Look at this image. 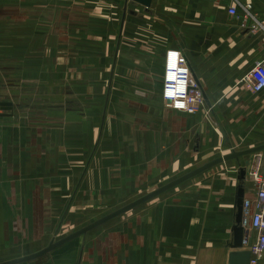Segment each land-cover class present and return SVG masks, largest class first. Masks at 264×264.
Here are the masks:
<instances>
[{
  "label": "crops",
  "instance_id": "0c3cea01",
  "mask_svg": "<svg viewBox=\"0 0 264 264\" xmlns=\"http://www.w3.org/2000/svg\"><path fill=\"white\" fill-rule=\"evenodd\" d=\"M232 6L238 16L228 13ZM34 8L0 13L7 22L18 20L19 38L34 21L32 51L36 57L45 54L42 65L36 58L28 66L27 44L0 43L7 50L0 59V102L14 105L13 116L0 111V263L53 241L43 217L54 199L104 190L100 180H118V195L125 194L119 190L127 184L142 192L233 151L264 145V91L253 93L242 81L264 55V34L251 32L244 18L246 25L251 15L264 18V0H152L149 8L131 0H34ZM150 22L163 27L151 28ZM146 25L149 36L153 31L162 37L153 35L147 49L123 44L126 35L133 38ZM170 48L186 55L203 90L199 112L173 110L162 101L161 73ZM149 53L155 55L154 66ZM42 67L50 75L43 78ZM155 77L158 86L148 90L144 84ZM41 83L56 88L41 96L36 89L38 99L53 101L46 111L27 106L28 85ZM12 84L18 89L14 96ZM72 84L83 88L72 91ZM16 104L24 109L16 110ZM114 139L118 147L110 150ZM259 153L264 150L185 180L217 166L206 173L209 179L190 183L185 202L142 207L118 219V230L92 233L112 218L36 264H57L63 256L65 264H227L236 188L244 184L243 201L255 197L247 172ZM244 232L247 243L256 236L248 226Z\"/></svg>",
  "mask_w": 264,
  "mask_h": 264
},
{
  "label": "rangeland",
  "instance_id": "374dc122",
  "mask_svg": "<svg viewBox=\"0 0 264 264\" xmlns=\"http://www.w3.org/2000/svg\"><path fill=\"white\" fill-rule=\"evenodd\" d=\"M27 1L28 2L32 1V2L31 4L28 3L27 5H25L24 0H0V13L4 12V13L13 15L14 13H18L19 12L18 10L20 8L25 12L34 11L35 10L34 0H27ZM109 8L114 9V5L112 4L110 7H108V9ZM116 8L118 9V5L116 6ZM3 22L5 24H3ZM149 24L151 28H156L159 30H161V28L163 27V24L154 25L151 22ZM150 26L149 25L141 26V30L136 31V34L133 36V38L128 36L129 34L126 35L122 39L123 44H126L128 46L139 45L140 47H142V49H147L146 47L148 44H153L152 42L154 38L153 35L159 34L156 32L154 34L153 31H151L150 36H149L147 27L149 28ZM3 27H5L6 29H9L10 32L4 33L1 30L0 43L3 42L2 44H8L11 42L22 41L23 44L28 45V49H29V51L26 52V54L24 55V56H27L29 60L26 62V64L28 66L33 65L32 63H34V61L37 58L39 60V64L42 65L41 56H44L45 52H43L44 55H42L41 53L40 55L36 57V52L32 51L35 48L34 41L36 39V37L34 36V31H35L34 21L27 22V35L21 38L18 37V29H19L18 20H13L12 18L10 22H7L6 19L2 20V18L0 17V28H3ZM158 36H160V38L162 37L161 35H158ZM168 38L170 39V37ZM6 51H7L6 47L0 46V59H2L5 56V54H7ZM148 56H149L150 64L151 65H153V63L155 64L156 60H155L154 53H149ZM26 71L30 72L31 75L35 74V69H26ZM40 71H41V75H43V78L45 76L50 75V69H45V67H42V69H39V72ZM15 72H18V69L14 70L11 74ZM152 73H153L152 75H155V76L159 75V72L155 70H152ZM17 76L18 75L16 74V78ZM161 76H162V73H161ZM157 80L160 81L158 77H155V79L153 80L149 79V81L145 83L144 86H146L148 90L153 89L156 86H158V83H156ZM34 86L35 85H28L26 89L27 94L31 97V99H28L29 105L27 106H33L37 110L44 108V111L51 109L49 106H52L53 101L51 99H45L41 97L38 99L37 96H35V92L37 89V92L39 93L40 96L41 94H47V93L52 94L53 91L56 92V88H53V89L51 88V86H54V85H50L49 83H44V84L41 83L37 85L36 88H34ZM71 87H72L71 88L72 91H81V89L83 88L82 85H78V84H72ZM91 89L92 91H98L97 86H93L91 87ZM15 90H18L17 85L12 84L11 92L9 93V95L14 96ZM20 91L24 92L23 90H20ZM43 97H47V96L44 95ZM23 106L25 105L23 104ZM23 106L21 105V107H19V105L16 104L15 109L16 110L24 109ZM13 110H14V105H13L12 110H10L11 114L9 116H13ZM4 111H8V110H4ZM114 141L115 142L107 146L108 149L114 150V146L116 142L118 141V139H114ZM116 146L118 147L117 144ZM198 164H195V166L192 165L187 170L196 167V165ZM215 167L204 172L205 174L204 173L200 174L188 181L183 182L182 184H179L159 194L155 198L150 199L142 203L141 205L136 206V208L129 210L125 214L114 217L110 222H107L105 225H102L92 230V233L96 234L98 233L100 229H103V228L106 230H118V228L116 227L117 226L116 222H118V219L130 218L132 213H136V211L142 209V207H154L156 205H161V204L170 205L169 207H171L172 204L185 202V198L188 195L186 194L185 190H187V188L189 187L191 188L190 183L196 180L199 181L202 179L203 181L205 179L206 180L209 179L211 176L210 175L206 176V173L209 174L211 171H213V169H215ZM182 172L183 171H181L180 173L182 174ZM169 181H171V179L163 181L162 183H159L154 186L151 185L150 187H147L142 192H135L133 185L127 184L121 187V189L119 190V191H123L125 194L118 195V180H111V181L100 180L101 185L104 184V187H106L107 189L104 188V190H101V189L90 190L86 194L78 195V197H76L75 195L74 197H72V199L70 196L59 197L58 200L54 199L51 202L50 206L47 207V210L44 213V217H43V220H44L43 224L46 228L47 236L51 240H54V241L59 240L69 235L70 233H73L74 231H77L78 229L104 217L105 215L115 211L116 209L134 201L135 199L149 193L150 191L158 188V186L165 184ZM71 207H74V208H71ZM51 253L52 252H49V253H46L44 256L38 257L30 261L21 262L18 264H36V263L41 262L42 260L49 261L51 260L50 258L52 255ZM62 258L61 260H59V262H62V264H65L66 263L65 256H63Z\"/></svg>",
  "mask_w": 264,
  "mask_h": 264
},
{
  "label": "built area",
  "instance_id": "2783aa9c",
  "mask_svg": "<svg viewBox=\"0 0 264 264\" xmlns=\"http://www.w3.org/2000/svg\"><path fill=\"white\" fill-rule=\"evenodd\" d=\"M238 9L234 6L228 13L238 16ZM244 18L245 26L251 32L264 34V18L251 15ZM242 81L253 92L264 91V55L248 69ZM161 98L165 107L194 114L204 108L205 100L201 86L193 79L191 67L186 55L179 49L170 48L165 51L162 70ZM247 177L255 187V197L243 201V226L250 227L256 232L254 239L245 242L249 249L250 264H264V154L254 156L247 172ZM245 236V235H244Z\"/></svg>",
  "mask_w": 264,
  "mask_h": 264
},
{
  "label": "water",
  "instance_id": "95a60500",
  "mask_svg": "<svg viewBox=\"0 0 264 264\" xmlns=\"http://www.w3.org/2000/svg\"><path fill=\"white\" fill-rule=\"evenodd\" d=\"M133 3L139 4L145 8H149L152 4V0H131ZM13 108V103L11 101H6V102H0V110H12ZM11 113H5V115H10ZM0 115H4L3 113H0ZM260 150H264V145L262 146H258V147H254L251 149H247V150H243V151H233L229 154H226L222 157H218L216 159L211 160L208 163L203 164L202 166L186 173L185 175L174 179L152 191H150L149 193L135 199L134 201L116 209L115 211L105 215L104 217L78 229L77 231H74L73 233H70L69 235L57 240V241H51L46 247H44L43 249L20 257V258H16V259H12L0 264H17V263H21V262H25V261H30L33 259H36L46 253H48L49 251L53 250L54 248L66 243L67 241L82 235L83 233H86L88 230L93 229L99 225H101L102 223L116 217L119 216L129 210H131L132 208L158 196L159 194L171 189L172 187L180 184L181 182L189 179L192 176H195L201 172H203L204 170L210 168L211 166L220 163L222 161L228 160V159H232V158H236L238 159L241 156L247 155V154H251L253 152H257ZM240 172L242 174V179L244 178L245 175V170L243 168L240 169ZM243 198H244V184L241 182L237 188H236V195H235V207H234V223L232 225V239L231 241L228 242V247L230 248V251L228 253V260H227V264H250V256L251 253L249 251V249L245 248L244 246V226H243Z\"/></svg>",
  "mask_w": 264,
  "mask_h": 264
}]
</instances>
